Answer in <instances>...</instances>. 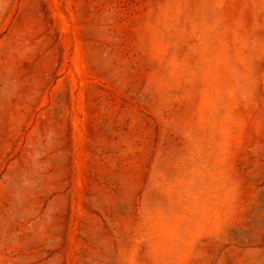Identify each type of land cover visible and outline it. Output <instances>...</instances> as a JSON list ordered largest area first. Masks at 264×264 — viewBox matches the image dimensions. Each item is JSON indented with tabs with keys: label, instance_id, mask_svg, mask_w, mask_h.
Returning a JSON list of instances; mask_svg holds the SVG:
<instances>
[{
	"label": "rangeland",
	"instance_id": "rangeland-1",
	"mask_svg": "<svg viewBox=\"0 0 264 264\" xmlns=\"http://www.w3.org/2000/svg\"><path fill=\"white\" fill-rule=\"evenodd\" d=\"M0 264H264V0H0Z\"/></svg>",
	"mask_w": 264,
	"mask_h": 264
}]
</instances>
